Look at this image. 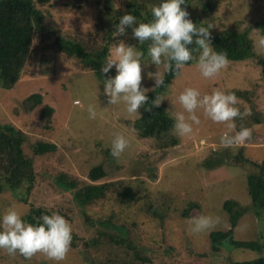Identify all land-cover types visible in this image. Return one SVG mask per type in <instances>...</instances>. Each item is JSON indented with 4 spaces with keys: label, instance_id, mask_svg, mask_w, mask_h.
Segmentation results:
<instances>
[{
    "label": "rangeland",
    "instance_id": "1",
    "mask_svg": "<svg viewBox=\"0 0 264 264\" xmlns=\"http://www.w3.org/2000/svg\"><path fill=\"white\" fill-rule=\"evenodd\" d=\"M109 1L113 13H124V0ZM206 1L189 0L198 24H211V29L218 32L234 27L249 29L255 54L264 55V49L254 46L261 34L255 30L262 31L258 23L264 18V0H216L210 15L203 10ZM35 2L44 11V29L35 34L33 52L19 81L9 89L0 86V124L11 123L25 132L23 150L33 160L36 179L27 202L19 198L25 189H20L18 196L0 187V213L11 205L24 219L33 208L57 212L72 225V242L59 262L39 252L26 259L18 252L10 255L0 249V264H118L130 262L135 247L153 256L150 262L137 261L134 254L135 264H226L259 256L258 251L228 245L213 252L209 237L212 230L229 228V214L223 203L233 199L238 202L236 209L243 212L235 227V239L256 240L264 245V211L257 210L250 201L244 170L230 164L240 153L251 160L264 158V122H257L252 112L255 108L264 119V82L257 58L229 61L213 78L201 76L193 61L182 67L159 94L160 105L174 118L176 112L183 111L177 97L186 87L197 88L202 95L214 89L239 92L235 94L236 107L245 113L242 117L244 127L251 130L249 139L222 146L220 137L227 131L226 123L212 122L202 110L197 111L200 124L193 125L190 135L179 136L172 128L159 137L140 138L133 127L139 114L128 113L123 102L110 104L94 72L83 69L52 45L57 35L79 38L94 34L96 14L105 0ZM122 41L133 46L138 42L131 33H126ZM144 63L147 65H141V83L151 89L154 80L146 74H164L165 69L163 64H151L147 52ZM247 90L254 91L247 95L250 101L242 97ZM33 93H41L40 103L26 102ZM45 105L54 109L49 117L42 116ZM89 105L96 110L95 119H89ZM238 130L236 124L230 134ZM116 134L124 135L128 145L118 158H113L107 149H111ZM171 137L178 139L177 144L168 141ZM38 141L56 143L57 149L36 155L33 148ZM220 158L222 165L204 166L206 160L215 164ZM100 163L108 175L98 182H110V186L103 197L80 206L74 190L59 184L58 179L64 176L83 185L88 170ZM244 169L248 172L255 167L248 163ZM2 181L0 177V184ZM201 215L218 217L219 221L210 230L194 233L191 221ZM99 222L124 226L125 231L118 234L105 227L102 231ZM104 233L129 239L135 247L105 243Z\"/></svg>",
    "mask_w": 264,
    "mask_h": 264
},
{
    "label": "trees",
    "instance_id": "2",
    "mask_svg": "<svg viewBox=\"0 0 264 264\" xmlns=\"http://www.w3.org/2000/svg\"><path fill=\"white\" fill-rule=\"evenodd\" d=\"M45 1V0H40ZM216 0H207L203 4V10L208 15L213 11ZM159 3V0H124L123 10L115 11L113 3L105 0L103 7H99L96 14L95 33L88 34L84 37H68L57 35L52 42V45L65 56L70 59H75L83 69L92 70L96 77L103 83L106 76L115 75V69H111L109 73H101L102 63L109 55L110 47L117 45L125 38V34L132 33L131 27H125L124 34L116 33V25L119 23V18L126 12H131L136 16L138 22H147L151 19V7ZM189 0H186L185 5H182L189 13V18L198 24V20L191 14ZM44 11L36 5L35 0H0V86L9 89L14 85L23 73L28 57L33 52L34 37L37 32L44 29ZM208 25L207 23H203ZM262 32H264V18L258 23ZM211 42L213 47L219 51L225 50L229 61L247 60L251 57H256V64L260 67V78L264 82V55H256L253 48V39L249 36V29L241 30L239 27L226 29L223 31H214L210 29ZM50 37L49 31L45 35ZM136 47L145 53L147 52L148 42L138 44ZM189 47H195L190 45ZM32 51V52H31ZM195 55V54H194ZM144 56V57H145ZM193 61L186 62L191 64ZM181 72L180 69L175 71H165L163 74L164 84L159 88H151L146 95L148 101L146 106L151 108V111H145L144 106L139 109L140 115L134 120L133 127L137 131L140 138L159 137L163 134H168L173 128L174 118L166 110V107L159 105L152 106V101L159 97L162 90L166 89L168 84L177 77ZM235 94H240L235 92ZM253 95V90H247L242 93V97L249 98L247 95ZM27 101L40 103L42 101L41 93H33L27 97ZM250 101V100H249ZM25 103V101H24ZM53 107L45 105L42 108V116H50L53 112ZM253 115H257V122H264L260 119L261 112L253 109ZM236 124L238 128L241 125L245 126L243 117H237ZM175 137H171L168 141L172 144H177ZM25 141V132L11 123L0 124V177L3 179L0 184L1 189H7L18 196L20 189H25L19 198L27 202V195L30 194L34 187L36 179V171L34 169L33 160L26 156L23 150ZM57 149V144L47 141H38L33 148L36 155L54 152ZM110 154V149H107ZM111 155V154H110ZM218 162L213 164L210 159L205 161L204 166L211 168L214 165H222L223 158L218 159ZM250 163L255 167V170L246 172L244 167ZM230 164L240 166L246 174L247 193L251 203L257 210L264 211V158L260 161L251 160L243 153L240 156H235ZM108 175L104 164L100 163L91 167L87 172L88 180L81 185L77 181H68L64 176H60L58 183L66 188L74 190V197L80 206H85L103 197L110 186V182H98ZM238 202L233 199H226L223 203L224 209L229 214L230 226L226 230H212L210 232L211 248L213 252H218L222 247H241L258 251L259 256L252 259L230 260L226 264H264V245L256 240H239L235 239V227L242 215L240 209H236ZM192 208L191 206L189 209ZM50 214L45 209L33 208L25 216V220L30 223L37 222L39 216L35 214ZM187 213V212H186ZM188 215V214H187ZM102 231L105 228H111L118 234L124 233V226L112 224L108 222H99ZM103 239L105 243L111 245L126 244L132 246L129 239H124L110 233H104ZM97 241V240H95ZM226 245V246H225ZM131 261L123 260L118 264H135V259L139 261H149L153 256L146 253V249L135 247ZM105 264V263H102ZM109 264V263H106Z\"/></svg>",
    "mask_w": 264,
    "mask_h": 264
},
{
    "label": "clouds",
    "instance_id": "3",
    "mask_svg": "<svg viewBox=\"0 0 264 264\" xmlns=\"http://www.w3.org/2000/svg\"><path fill=\"white\" fill-rule=\"evenodd\" d=\"M186 0H159L151 7V19L138 22L136 16L126 12L119 18L116 33L124 34L125 27L132 28V37L138 44L148 42L147 56L150 63L156 66L163 64L165 71H175L184 67L189 61L195 60L201 76L215 77L228 63L227 52L217 51L211 42V24H194L189 13L182 5ZM259 37L254 46L264 49V32L255 30ZM195 47H189L190 45ZM195 54V55H194ZM145 53L136 46L119 42L114 50L102 63L101 73L107 74L115 69V75H108L103 80L104 94L112 105L123 102L128 113H139L144 106L145 111H151L146 106L150 90L143 87L141 81V65L144 63ZM154 80V87L164 84L163 74L159 72L147 73ZM161 98L156 97L151 103L158 107ZM183 111L174 114L173 128L179 136L190 135L193 125L200 124L197 111L215 123H226L227 131L220 137V144L229 147L242 143L251 137V130L241 125L235 134H230L236 128L235 118L242 117L236 107L238 97L234 92L214 89L211 93L201 94L194 87H186L177 97ZM89 119L96 118L94 106H88ZM128 145V140L122 134H116L111 142L110 154L118 158ZM219 221L218 217L201 215L191 221V231L203 232L213 228ZM72 225L57 212L41 214L37 222L30 223L23 218V214L15 205L9 206L0 213V249L8 254L17 252L26 259L36 253H43L50 260L59 262L65 258L72 242Z\"/></svg>",
    "mask_w": 264,
    "mask_h": 264
}]
</instances>
